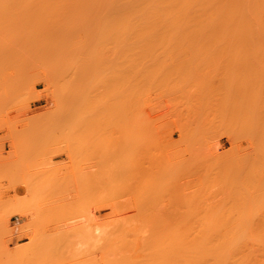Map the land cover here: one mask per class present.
<instances>
[{
	"label": "rangeland",
	"instance_id": "obj_1",
	"mask_svg": "<svg viewBox=\"0 0 264 264\" xmlns=\"http://www.w3.org/2000/svg\"><path fill=\"white\" fill-rule=\"evenodd\" d=\"M61 1L0 0V264H111L110 262L113 261H115L113 264H117L116 262L118 264L126 262H128L127 264H142L144 261L139 263L142 258L139 261L137 257L135 261L131 258L132 256L128 257L124 253H116L114 246L116 236L119 238L127 237L132 222L133 224H138V226L141 223V225L146 224L142 226V229H144L143 231L148 230L147 232L149 233L150 229H146V227H149L150 223L154 226L157 223L155 221L160 217H162L160 218L161 221L163 219L164 222V218L167 216L166 219H168L171 212L173 217L170 215V221L165 220L167 224L178 222V220L180 222L181 215L183 217L187 215L188 218L191 217L197 220L196 216L198 215L196 214L200 212V216L203 218V213L210 212L211 210L210 213H213L223 208L233 210L229 213L230 215L232 214L231 216L235 215V219L236 215H238L237 211L239 213L243 212H240V209L246 210L252 208L258 211H256L257 215L254 214L256 216L254 220L262 222L264 218V211L262 212L264 210V175L262 174L264 169L257 170L258 172L250 171L251 168L252 170L256 169V166L252 164L255 155L251 158L252 154L259 152L261 150L260 146L261 148L262 146L264 147V141L262 140V137L264 139V135H262L264 134V129H259L257 126L262 119L264 121V116L262 115L261 117L260 115V109L264 112V57H257L255 54L262 51L257 49H244V51L239 48L193 49L177 47L174 49L164 47L135 48V50L133 48L130 50L129 48H117L118 50H116L114 48V40H111L113 38L112 29L108 27L111 26L110 16L107 17L105 14L106 18L101 14V18L97 19L92 13L96 5L91 10L92 5L87 2V4L82 3L83 0ZM94 3L98 7V2L96 3L95 1ZM78 4H83V7H80L83 8V10H80L81 13L83 11L82 14L77 11L79 9L76 8ZM85 5H90V7ZM74 8H76L77 12ZM100 9L101 6L99 4ZM86 10L92 16L88 14L89 17H87ZM99 10V14L96 11L98 18L103 9ZM102 16H104L103 19ZM102 21L106 24H103ZM95 22L102 27L101 30L100 27L97 28L98 25ZM7 26L10 27L8 28ZM104 26L108 28L105 29L103 28ZM101 31L109 32V35L106 34V36ZM110 49L111 51H108ZM140 50L142 53L139 52ZM171 52L176 53L173 55ZM224 52L226 55L223 54ZM129 53L131 54L129 55ZM127 58L130 59L128 60ZM84 61L86 62L84 63ZM111 63H114L113 66ZM78 66L80 67L78 68ZM81 66L85 67V70ZM131 73L134 76V83L132 82L133 80H130ZM108 76L112 77L109 79ZM75 77L77 78L75 79ZM120 77L121 81L123 80L122 82L119 80ZM187 77L188 79H186ZM126 78L127 83L125 82ZM130 82L134 85H132V89L130 88ZM129 89L133 93L129 92L130 96L127 92ZM111 91L113 95H111ZM115 91L118 92L115 93ZM124 91L127 93H124ZM120 94L122 96L127 94L128 98L127 96L122 98ZM118 97L120 99H117V101L116 98ZM135 97L138 98L136 99ZM74 100H78L76 104ZM196 101H199V103H195ZM191 106H193V109ZM213 106L216 107L214 108L215 110L212 108ZM198 107H200V110L198 109L196 111L197 115H194L191 110L194 112V109ZM105 108L111 109L105 110ZM83 109H86V112ZM92 109H94V115ZM210 110L214 112V116ZM249 110L250 113L248 112ZM84 112L85 114L83 115L87 118L82 119L83 121L80 122L81 118H84L81 116ZM139 112H141L140 115ZM245 112L246 114L244 115L243 113ZM86 113L88 114L86 115ZM112 114H116L114 115L115 117ZM206 114L210 115V117H206ZM243 115L245 120L249 116L250 118L252 116V119H248L250 122L244 121ZM246 115H248L247 118ZM110 116H113V119ZM137 116L142 117V119ZM194 118L195 120L193 121ZM206 118H211L212 120L208 121ZM136 121L137 123H135ZM112 122L116 123V125ZM246 122H249V125ZM134 126H136L135 129L133 128ZM258 129L262 132L259 131V133ZM132 130H135L133 134L130 133ZM111 131L114 134L119 132L115 134L119 139L115 135L113 136ZM119 134L120 136H117ZM134 134L137 137L133 138ZM139 135L142 136L140 137ZM83 137L89 139V142ZM129 137L135 140H132V144ZM93 138L94 141L92 140ZM84 139L88 143L87 150L86 146H84L86 144ZM125 141L130 142L126 143ZM83 142L84 144H82ZM116 145H118L117 149ZM131 145H133V149H131ZM127 146H130V152ZM119 148L120 150L118 151ZM114 149L116 150L113 151ZM138 149H141V153L143 150V157ZM232 150H235V152ZM131 151L133 154H130ZM224 153H227L228 156H224ZM110 154L118 156L113 157ZM241 154L242 157L245 155L248 159L247 162H244L246 158L243 160L241 157L240 160ZM220 155L223 158L225 157L224 162H221ZM139 156L142 159L146 156L143 159L144 161L140 157L139 161L142 160L143 163L138 162L134 158L139 159ZM236 158L239 160V164ZM249 158L250 160L253 159L252 163H250L251 161L249 162ZM147 161L149 163H146ZM240 162H244L241 163L242 165H246L249 162V167L248 165L246 167H251L249 173L252 174L250 175L247 172V168L245 172L249 175L246 177L245 174V178L239 175L240 178L238 176L234 181V176L236 177L238 174L244 175L242 174L244 172L240 170L242 172L240 173L239 169L237 170L239 165L242 166ZM152 163L156 165L149 168ZM146 164H149V166ZM205 164L207 166H204ZM141 165L143 166L141 167ZM244 165L243 167H245ZM235 167L236 171L233 169ZM153 168H159L158 171L156 170L157 173H155H160V176L157 175L159 176L158 179L154 177L156 175L152 172ZM103 169H105V172L102 171ZM150 169H152L151 174H149ZM202 170L203 175L201 174ZM232 170L234 171L232 172L233 174H238H234V176L230 175ZM131 171H136V173H139L137 174L139 176L135 175L136 173L133 174ZM212 173L215 175H212ZM126 174L128 175L125 176ZM129 174H133V176ZM255 174L258 176V179L255 178ZM145 175L147 177L150 176L148 177L149 179ZM202 177L206 183L201 179ZM100 178H103V183ZM105 178L107 182H105ZM114 178H117V180ZM150 178L153 179L150 181ZM132 179L133 181L135 179V182H132ZM141 179L148 180L149 182L144 180V183H142ZM139 180L140 182H138ZM220 180L225 181V184L224 182L221 184ZM129 182L132 185H129ZM150 182L151 185H149ZM138 183L140 187H138ZM147 183L153 189L152 191L150 188L146 189L148 186L145 187V184L147 185ZM258 183L259 186L257 185ZM219 184L220 187L218 188ZM246 185L248 187L245 188ZM254 185L256 188H254ZM128 186H132V188ZM126 187L127 189L130 188L131 191L130 189L127 190ZM154 187H156L155 191ZM259 187L263 189L261 190ZM135 188L140 190L136 189L135 191ZM253 188L256 189V192ZM115 190H117V194L125 190V195L121 192L119 197L115 193ZM132 190L134 191L132 192ZM147 190L150 191L148 192ZM206 190L210 191L209 199L208 196H205L208 195V191L205 192ZM127 191L129 192L128 194L126 193ZM143 191L146 193V197ZM107 192H109V195ZM252 192L255 193L253 194ZM258 192L260 193L258 194ZM138 193H143L142 195L145 197V200L150 196L149 200L144 203V197ZM135 195H140V197L138 198ZM116 196L118 197L117 200ZM128 196H131L132 201L129 200ZM156 196L158 197L156 198ZM112 197H115L114 200ZM102 199L103 201H100ZM121 199H124L122 201L124 203L128 200L131 201L129 203L134 205V207L126 202L128 204L126 207L121 203L123 205L121 207L125 208H119L121 202L119 200ZM152 199L153 201H151ZM240 199H242V202H240ZM180 200L182 202H179ZM255 200H258V204ZM159 201L166 202V205L164 202ZM196 201L198 203L202 202L198 206ZM260 201L263 203L262 206L259 205L261 204ZM142 202L144 204H141ZM107 203L108 205L110 203V205L107 206ZM116 203L119 204L116 205ZM138 203L142 208L145 206V209L142 210ZM169 203L176 208L173 209L174 207L170 206ZM214 204L219 205L215 207ZM164 205L168 208H164ZM182 205L184 207H180ZM244 205L246 206L244 207ZM117 206L118 209H115ZM146 206L153 208L152 210L150 209L151 213H146V209H148ZM259 206L263 208H260V210ZM112 208L115 211L112 210L111 213ZM166 208L168 213L166 212ZM181 210L184 212H181ZM136 211L140 214L135 213ZM157 211L159 212L157 213ZM135 214L139 215L138 218H136L137 215L135 217ZM163 214L166 216L164 217ZM128 215H131L129 217L130 220L125 221ZM207 215L203 219L201 218V221L210 216ZM117 216L121 217L120 219L123 221L119 220ZM113 218L116 221L112 220ZM145 218L146 221L144 220ZM149 218L154 222L147 221ZM191 218L186 223H189L192 220ZM139 220H144V222H140ZM184 220L182 219V221ZM198 220H200V217ZM159 222L160 220L157 224ZM104 224L105 229H103ZM109 224L113 228L116 227V230ZM124 226L127 228V231L124 229L125 231L123 232L122 228ZM122 233L125 234L123 235ZM112 237L115 238L113 239ZM112 241L114 244H112ZM106 248L109 249L107 250L108 253L105 252ZM105 254L108 255L104 257ZM109 254L113 255L109 256ZM147 257L146 260L149 258ZM158 259L160 258L158 257ZM146 260L144 264H146ZM147 264H149L148 261Z\"/></svg>",
	"mask_w": 264,
	"mask_h": 264
},
{
	"label": "bare ground",
	"instance_id": "obj_2",
	"mask_svg": "<svg viewBox=\"0 0 264 264\" xmlns=\"http://www.w3.org/2000/svg\"><path fill=\"white\" fill-rule=\"evenodd\" d=\"M52 1V0H51ZM54 1V0H53ZM56 1V0H55ZM61 1V0H60ZM76 1V0H75ZM79 1V0H78ZM80 1H82V0H80ZM96 1V3L98 2V7H97V4H95L94 2ZM102 2V3H100V2ZM48 2V1H47ZM62 2V1H61ZM69 2V1H68ZM90 3V5H92L91 6V10L93 9V7L95 8V10H94V12H93V10H92V13L94 14L93 16H95L97 19H100L101 18V14H103L104 16H105V14L107 15V17H109L110 16V18H111V26H108V27H111V29H112V33H113V38L111 39V40H114V44H115V47L114 48H116V50H118L117 48H129V50L131 49V48H133L134 50H135V48H153V47H164V48H193V49H196V48H239V49H242V50H244V49H257V50H260V51H262V52H256L255 54L257 55V57H260V56H263L264 57V0H83L82 1V3ZM91 2H92V4H91ZM70 3H72V2H70ZM76 3V2H75ZM78 3V2H77ZM86 3V4H87ZM103 3H105V4H103ZM49 4V3H48ZM94 4V5H93ZM99 4H100V6H101V9H103V11L100 13V17L98 18V15L97 14H99V12H98V10H99ZM9 5V4H8ZM32 5V4H31ZM38 5H40V4H38ZM90 5L88 6V5H85V6H88V7H90ZM102 5H104L103 7H102ZM37 6V5H36ZM35 6V7H36ZM48 6V5H47ZM62 6V5H61ZM72 6V5H71ZM70 6V7H71ZM74 6H76L75 4H74ZM83 7V4L82 5H79L78 4V6L76 7V8H79V9H77V11H79V13L80 14H82L83 13V11H82V13H81V11L80 10H83V8H80V7ZM45 7V6H44ZM96 7H97V9H96ZM76 8H74L75 9V11H76ZM87 8V7H86ZM38 9V8H37ZM50 9H51V6H50ZM71 9V8H70ZM90 9V8H89ZM101 9L99 10V11H101ZM9 10V9H8ZM44 10V9H43ZM62 10V9H61ZM87 10H88V8H87ZM87 10H86V15H90V16H92V14H90V12L89 13H87ZM32 11V10H31ZM76 11V12H77ZM96 11L98 12L97 14H96ZM70 13H71V11H70ZM75 13V12H74ZM49 14V13H48ZM62 15V14H61ZM72 15V14H71ZM75 15V14H74ZM85 15V16H86ZM89 15L87 16V17H89ZM81 16V15H80ZM104 16H102V19H103V17ZM106 17V16H105ZM106 17V18H107ZM96 19V20H97ZM107 20H109V19H107ZM99 21H101V20H99ZM104 21V20H103ZM102 21V22H103ZM98 22V21H97ZM101 23V22H100ZM99 23V24H100ZM8 24H9V22H8ZM12 24V23H11ZM15 24V23H14ZM95 24H96V22H95ZM102 24V23H101ZM103 24H106V23H104L103 22ZM102 24V25H103ZM96 25H98V23L96 24ZM109 25H110V23H109ZM8 27V26H7ZM10 27V26H9ZM8 27V28H9ZM19 27V26H18ZM98 27H100L99 25L97 26V28ZM107 26H106V28H108ZM101 28L102 27H100V30H101ZM103 28H105V26L103 27ZM105 28V29H106ZM102 32V31H101ZM102 33H104L105 35L106 34H108V33H106V31H104V32H102ZM103 35V34H102ZM109 35V34H108ZM107 36V35H106ZM105 37V36H104ZM103 38V37H102ZM110 38V37H109ZM103 39H105V38H103ZM110 39H109V41H111ZM107 41V40H106ZM110 44V43H109ZM107 47H108V45H107ZM107 47H105V48H107ZM108 49V48H107ZM132 49V50H133ZM126 50V49H125ZM133 50V51H134ZM168 50V49H167ZM184 50V49H183ZM190 50V49H189ZM204 50V49H203ZM108 51H111V49L110 50H108ZM114 51V50H113ZM120 51V50H119ZM142 51H144V50H142ZM245 51V50H244ZM114 52H117V51H114ZM114 52H113V54H114ZM121 52V51H120ZM123 52H124V50H123ZM130 52V51H129ZM132 52V51H131ZM137 52H138V50H137ZM139 52H141V50L139 51ZM111 54H112V52H110ZM125 53V52H124ZM142 53V52H141ZM163 53H164V51H163ZM172 53V52H171ZM174 53H176V52H174ZM174 53H172L173 55H174ZM186 53V52H185ZM190 53V52H189ZM197 53V52H196ZM195 53V54H196ZM200 53V52H199ZM232 53V52H231ZM238 53V52H237ZM249 53V52H248ZM248 53H246V54H248ZM116 54V53H115ZM131 53H129V55H130ZM183 54H184V52H183ZM223 54H225V52L223 53ZM230 54V53H229ZM254 54V55H255ZM119 55V54H118ZM122 55V54H121ZM127 55H128V51H127ZM140 55H142V54H140ZM148 55H150V54H148ZM160 55V54H159ZM172 55V56H173ZM203 55V54H202ZM226 55V54H225ZM232 55H234V54H232ZM251 55H252V53H251ZM256 55H255V57H256ZM83 56V55H82ZM131 56H133V55H131ZM135 56V55H134ZM147 56V55H146ZM155 56V55H154ZM176 56V55H175ZM178 56V55H177ZM195 56V55H194ZM241 56H242V53H241ZM244 56V55H243ZM141 57V56H140ZM145 57V56H144ZM157 57H159V56H157ZM163 57H164V55H163ZM174 57V56H173ZM80 58H81V56H80ZM115 58V57H114ZM116 58H117V55H116ZM115 58V59H116ZM135 58V57H134ZM82 59V58H81ZM80 59V60H81ZM109 59V58H108ZM111 59V58H110ZM128 59V58H127ZM130 59V58H129ZM128 59V60H129ZM79 60V61H80ZM118 60H119V58H118ZM111 61V60H110ZM137 61V60H136ZM81 62V61H80ZM86 61H84V63H85ZM112 62V61H111ZM116 62H117V60H116ZM116 62H114V63H116ZM128 62H130V61H128ZM133 62V61H132ZM110 63V62H109ZM113 63V64H114ZM118 63H120V62H118ZM123 63V62H122ZM81 64H82V62H81ZM112 64V63H111ZM113 64H112V66H113ZM129 64H131V62L129 63ZM135 64V63H134ZM108 65V64H107ZM139 65V64H138ZM116 66V65H115ZM119 66V65H118ZM80 66H78V68H79ZM122 67H124L123 65H122ZM77 68V67H76ZM81 68H83L82 66H81ZM85 68V67H84ZM83 68V69H84ZM116 68H117V66H116ZM85 70V69H84ZM122 70V69H121ZM120 70V71H121ZM111 71V70H110ZM123 71V70H122ZM130 71V70H129ZM74 72V71H73ZM82 72V71H81ZM114 72V71H113ZM123 72H125V71H123ZM196 72V71H195ZM195 72H193V73H195ZM115 73V72H114ZM140 73V72H139ZM200 73V72H199ZM75 74V73H74ZM79 74V73H78ZM77 74V75H78ZM127 74V73H126ZM125 74V75H126ZM141 74V73H140ZM121 75V74H120ZM147 75V74H146ZM195 75V74H194ZM201 75V74H200ZM199 75V76H200ZM75 76V75H74ZM80 76V75H79ZM131 77H130V80H133L134 79V76H133V74L131 73V75H130ZM133 76V77H132ZM112 76H108V78L110 79ZM143 77H144V75H143ZM195 77V76H194ZM77 77H75V79H76ZM115 78H116V75H115ZM114 78V79H115ZM132 78V79H131ZM140 78V77H139ZM147 78V77H146ZM182 78V77H181ZM71 79V78H70ZM74 79V80H75ZM79 79V78H78ZM123 79V78H122ZM186 79H188V77L186 78ZM185 79V80H186ZM117 80V79H116ZM119 80L121 81V77L119 78ZM125 80V79H124ZM136 80V79H135ZM141 80H144V79H141ZM196 80V79H195ZM112 81V80H111ZM123 81V80H122ZM121 81V82H122ZM106 82V81H105ZM115 82V81H114ZM116 82H118V81H116ZM125 82L127 83V78H126V80H125ZM133 83H134V80L132 81ZM131 83V82H130ZM141 83V82H140ZM139 83V84H140ZM186 83V82H185ZM79 84V83H78ZM138 84V83H137ZM187 84V83H186ZM106 85H108V84H106ZM112 85V84H111ZM128 85H129V83H128ZM128 85H127V87H128ZM133 84L131 83L130 84V88L132 89V87L134 86H132ZM142 85V84H141ZM185 85V84H184ZM184 85H183V88H184ZM72 86H74L73 84H72ZM79 86V85H78ZM118 86V85H117ZM116 86V87H117ZM139 86V85H138ZM180 86V85H179ZM72 88V87H71ZM70 88V89H71ZM75 88V87H74ZM118 88V87H117ZM123 88V87H122ZM126 88V87H125ZM124 88V89H125ZM136 88H137V86H136ZM76 89H78V88H76ZM110 89H112L111 87H110ZM74 90V89H73ZM109 90V89H108ZM122 90V89H121ZM86 91V90H85ZM107 91V90H106ZM114 91V90H113ZM133 91V90H132ZM139 91V90H138ZM181 91V90H180ZM76 92V91H75ZM118 92V91H117ZM116 91H115V93H117ZM127 92H128V95H129V92H130V89H129V91L127 90ZM126 91H124V93H127ZM189 92V91H188ZM73 93V92H72ZM71 93V94H72ZM78 93H79V91H78ZM85 93V92H84ZM113 92L111 91V95H113L112 94ZM131 93V92H130ZM122 94V93H121ZM120 94V97L122 96ZM131 94H133V93H131ZM139 94V93H138ZM74 95H76V94H74ZM78 95V94H77ZM105 95V94H104ZM108 95H110V94H108ZM179 95H180V93H179ZM114 96H115V94H114ZM125 96H127V94H125L124 96H122V98H125ZM130 96V95H129ZM132 96V95H131ZM185 96V95H184ZM188 96V95H187ZM72 97V96H71ZM71 97H70V99H71ZM74 97V96H73ZM140 97V96H139ZM181 97V96H180ZM186 97V96H185ZM184 97V98H185ZM75 98V97H74ZM74 98H72V99H74ZM81 98V97H80ZM107 98V97H106ZM121 98V99H122ZM127 98H128V96H127ZM136 98V97H135ZM138 98V97H137ZM136 98V99H137ZM183 98V99H184ZM263 98V97H262ZM261 98V99H262ZM76 99V98H75ZM99 99V98H98ZM101 99V98H100ZM115 99V98H114ZM117 99H120L119 97L118 98H116V100ZM132 99V98H131ZM187 99V98H186ZM83 100V99H82ZM84 100H86V99H84ZM109 100V99H108ZM75 101V100H74ZM76 101H78V100H76ZM76 101H75V104H76ZM103 101V100H102ZM106 101V100H105ZM114 101V100H113ZM118 101V100H117ZM127 101V100H126ZM131 101V100H130ZM138 101V100H137ZM139 101H140V98H139ZM181 101H182V98H181ZM186 101V100H185ZM262 101V100H261ZM115 102V101H114ZM133 102V101H132ZM135 102V101H134ZM142 102H144V101H142ZM184 102V101H183ZM199 103V101H196L195 103ZM74 103V102H73ZM81 103V102H80ZM83 103V102H82ZM85 103V102H84ZM106 103H107V101H106ZM117 103V102H116ZM116 103H115V105H116ZM124 103H126L125 101H124ZM182 103V102H181ZM185 103V102H184ZM183 103V104H184ZM192 103V102H191ZM191 103H189V104H191ZM224 103V102H223ZM137 104V103H136ZM141 104V103H140ZM139 104V105H140ZM226 104V103H225ZM72 105H74V104H72ZM79 105V104H78ZM94 105V104H93ZM104 105V104H103ZM121 105V104H120ZM125 105V104H124ZM127 105V104H126ZM133 105V104H132ZM138 105V106H139ZM142 105V104H141ZM182 105V104H181ZM228 105V104H227ZM109 106V105H108ZM129 106V105H128ZM137 106V105H136ZM145 106V105H144ZM194 106V105H193ZM193 106H191V108L193 107ZM198 106V105H197ZM202 106V105H201ZM222 106V105H221ZM224 106V105H223ZM261 106H263V105H261ZM110 107V106H109ZM120 107V106H119ZM132 107V106H131ZM195 107V106H194ZM82 108H85V107H82ZM113 108V107H112ZM130 108V107H129ZM133 108H134V106H133ZM145 108V107H144ZM213 109L214 108H216L215 106H213L212 107ZM251 108V107H250ZM261 108V107H260ZM102 109V108H101ZM103 109H104V107H103ZM108 109H111V108H105V110H108ZM120 109V108H119ZM132 109V108H131ZM138 109V108H137ZM136 109V110H137ZM193 109V108H192ZM200 110V107H198L197 109L195 108L194 110V112H193V110H191L192 111V113H194V115H197L196 114V111L197 110ZM212 109V110H213ZM223 109V108H222ZM84 110V109H83ZM86 110V109H85ZM84 110V111H85ZM94 109H92V111H93ZM98 110H100V109H98ZM113 110H115V109H113ZM122 110V109H121ZM133 110V109H132ZM144 110V109H143ZM215 110V109H214ZM218 110V109H217ZM221 110V109H220ZM226 110V109H225ZM88 111H89V109H88ZM87 111V112H88ZM91 111V110H90ZM91 111V112H92ZM189 111V110H188ZM190 111V112H191ZM202 111V110H201ZM211 111V110H210ZM219 111V110H218ZM260 111H261V117H262V115L264 116V112L262 111V109H260ZM83 112V111H82ZM86 112V111H85ZM85 112L84 113H82V117H84L85 115H83V114H85ZM91 112H88V113H91ZM103 112V111H102ZM109 112V111H108ZM108 112H107V114H108ZM117 112H118V109H117ZM138 112V111H137ZM136 112V113H137ZM203 112V111H202ZM209 112V111H208ZM211 112H213V111H211ZM220 112V111H219ZM249 113H250V110L248 111ZM263 112V113H262ZM88 113H86V115L88 114ZM114 113V112H113ZM123 113V112H122ZM126 113H127V111H126ZM130 113V112H129ZM140 113L141 112H139V115H140ZM143 113V112H142ZM191 113V114H192ZM198 114H200L199 112H197ZM207 113V112H206ZM217 113V112H216ZM215 113V114H216ZM95 113H94V111H93V115H94ZM98 114V113H97ZM125 114V113H124ZM124 114H122V115H124ZM205 114V113H204ZM212 114V113H211ZM218 114V113H217ZM221 114V113H220ZM219 114V115H220ZM244 115L246 114V112L245 113H243ZM92 115V114H91ZM105 115V114H104ZM103 115V116H104ZM113 115V114H112ZM114 115H116V114H114ZM113 115V116H114ZM130 115V114H129ZM129 115H127V116H129ZM137 115V114H136ZM190 115V114H189ZM201 115V114H200ZM213 116H214V112H213V114H212ZM244 115H243V119H244V121H249L248 119L250 118V116H249V118H247L248 117V115H246V120H245V118H244ZM89 116V115H88ZM113 116L111 117L112 119H113ZM143 116V115H142ZM208 116V114H206V117ZM228 116V115H227ZM238 116V115H237ZM115 117V116H114ZM120 117V116H119ZM138 118H140V116H137ZM198 118H199V116H197ZM208 117H210V115L208 116ZM219 117V116H218ZM223 117V116H222ZM226 117V116H225ZM233 117V116H232ZM240 117V116H239ZM85 118H87V117H84V118H81V121L80 122H82L83 120L82 119H85ZM90 118H91V116H90ZM106 118V117H105ZM137 118V119H138ZM212 118V117H211ZM210 118V119H211ZM229 118V117H228ZM110 119V118H109ZM134 119H136L135 117H134ZM140 119H142V117L140 118ZM139 119V120H140ZM206 119H208V118H206ZM210 119H208V121H211ZM218 119V118H217ZM235 119V118H234ZM233 119V120H234ZM250 119H252V116H251V118ZM108 120V119H107ZM127 120V119H126ZM125 120V121H126ZM195 120V118L193 119V121ZM197 120V119H196ZM227 120V119H226ZM237 120V119H236ZM90 121V120H89ZM94 121V120H93ZM114 121V120H113ZM130 121V120H129ZM204 121V120H203ZM216 121V120H215ZM214 121V122H215ZM218 121V120H217ZM220 121V120H219ZM229 121H230V119H229ZM86 122V121H85ZM84 122V123H85ZM128 122V121H127ZM196 123H197V121H195ZM223 122V121H222ZM250 122V121H249ZM248 122V123H249ZM87 123V122H86ZM112 123H114V122H112ZM131 123V122H130ZM135 123H137V121L135 122ZM237 123V122H236ZM247 123V122H246ZM247 123V125H249ZM82 124V123H81ZM89 124V123H88ZM115 125H116V123H114ZM127 125V124H126ZM130 125V124H129ZM144 125V124H143ZM197 125V124H196ZM226 125V124H225ZM254 125V124H253ZM84 126V125H83ZM106 126H108V125H106ZM121 126V125H120ZM131 126H133L132 124H131ZM234 126H236V125H234ZM257 126H258V128L259 129H264V121H263V119H262V121H260L258 124H257ZM90 127V126H89ZM109 127V126H108ZM138 127H140V126H138ZM250 127V126H249ZM252 127V126H251ZM256 127V126H255ZM88 128V127H87ZM110 128V127H109ZM108 128V129H109ZM123 128V127H122ZM129 128H131V127H129ZM134 129L136 128V126H134L133 127ZM254 128V127H253ZM113 129H114V127H113ZM117 129V128H116ZM244 129V128H243ZM258 129V132L259 131H261V130H259ZM110 130V129H109ZM112 130V129H111ZM120 130V129H119ZM138 130V129H137ZM142 130V129H141ZM117 131V130H116ZM127 131V130H126ZM133 131H135V130H132L130 133H132L133 134ZM112 132V131H111ZM113 132H114V130H113ZM112 132V134H113V136L116 134V133H119V132H116L115 134ZM124 132V131H123ZM129 132H127V133H129ZM184 132V131H183ZM262 132V131H261ZM89 133V132H88ZM105 133V132H104ZM125 133V132H124ZM185 133H186V131H185ZM260 133V132H259ZM98 134V133H97ZM121 134H122V132H121ZM258 134V133H257ZM89 135V134H88ZM111 135V134H110ZM126 135H129V134H126ZM138 135V134H137ZM255 135V134H254ZM262 135H264V134H262ZM262 135L260 134V136L262 137ZM91 136H93V135H91ZM90 136V137H91ZM102 136V135H101ZM117 136H120V134L119 135H117ZM123 136V135H122ZM140 136V135H139ZM142 136V135H141ZM140 136V137H141ZM115 137H116V135H115ZM133 138L134 137H137V136H135V134L132 136ZM131 137V138H132ZM258 137H259V135H258ZM83 138H85V137H83ZM89 138V137H88ZM92 138V137H91ZM90 138V139H91ZM117 138V137H116ZM133 138L132 139H130V137H129V139L131 140V144H132V142L133 141H135V140H133ZM254 138H255V136H254ZM82 139V138H81ZM85 139H87V138H85ZM85 139H84V141H85ZM102 139V138H101ZM111 139H112V137H111ZM117 139H119V138H117ZM117 139H116V141H117ZM260 139V138H259ZM259 139H258V142H259ZM93 141H94V138L92 139ZM103 140V139H102ZM120 140H121V137H120ZM128 140V139H127ZM133 140V141H132ZM141 140H142V138H141ZM255 140V139H254ZM262 140L264 141V139H263V137H262ZM87 141L89 142V139H87ZM87 141H85V143L86 144H84V142L82 143V144H84V146H86V150H87ZM137 141H138V139H137ZM121 142V141H120ZM126 143H128V142H130V141H125ZM260 142H261V140H260ZM103 143V142H102ZM106 143V142H105ZM104 143V144H105ZM118 143V142H117ZM135 143V142H134ZM142 143V142H141ZM252 143H253V141H252ZM252 143H251V145H252ZM256 143V142H255ZM108 144H109V142H108ZM112 144V143H111ZM136 144V143H135ZM260 144V143H259ZM258 144V145H259ZM263 144V143H262ZM110 145V144H109ZM113 145V144H112ZM127 145V144H126ZM130 145V144H129ZM139 145V144H138ZM95 146H97V145H95ZM107 146V145H106ZM105 146V147H106ZM117 146L118 145H116V149H117ZM120 146V145H119ZM140 146V145H139ZM113 147V146H112ZM124 147H126V146H124ZM128 147V146H127ZM130 147V146H129ZM129 147H128V149H129ZM131 149H133V145H131ZM138 147V146H137ZM121 148H123V147H121ZM139 148V147H138ZM141 148V147H140ZM264 147L262 146V148H261V146H260V151L259 152H254V154H252V157L250 156V155H248L249 157H251V158H253V156H254V161H253V159H251L250 160V158H249V162L250 163H252V161H253V165L254 166H256L255 168L256 169H253L252 170V168L250 169V168H248L249 167V165L248 164H250L249 162L246 164V165H248V167H246V165H244L245 167H243V165L241 164V163H244V162H247V158L245 157V155L242 157V154H241V156H240V160H241V157H242V159L244 160V158H246V161H244V162H240V164L242 165V166H240L239 165V168L237 167V170L239 169V171L241 170L242 172H244V173H242L241 171H240V173H242V174H244V175H241V174H238V173H234L235 175H237L236 177L234 176V174L232 173V172H234L233 170L231 171V173H230V175H232V176H234V181H235V178H237L239 175L240 176H244V178H245V174H246V170H247V168H248V173H249V169H250V171H257V170H260V169H264V149H263ZM103 149V148H102ZM116 149H114L113 151H115ZM142 149V148H141ZM141 149H138L139 150V152L141 153ZM144 149V148H143ZM120 150V148L118 149V151ZM134 150H135V148H134ZM133 150V151H134ZM232 151H234L235 152V150H232ZM104 152V151H103ZM125 152H127V150H125ZM129 152H130V149H129ZM138 152V151H137ZM221 152V151H220ZM252 152V151H251ZM105 153V152H104ZM117 153V152H116ZM143 150H142V157H143ZM233 153V152H232ZM89 154V153H88ZM106 154V153H105ZM119 154H120V152H119ZM126 154H128V153H126ZM130 154H133L132 153V151H131V153ZM129 154V155H130ZM136 154H138V153H136ZM225 154V153H224ZM251 154V153H250ZM111 156H118V155H113V154H110ZM109 155V156H110ZM218 155H219V153H218ZM228 156V154L226 153L224 156ZM104 156V155H103ZM105 156H107V155H105ZM123 156H125L124 154H123ZM122 156V158H124ZM141 156H139V159L138 158H136V157H134L135 159H137L138 160V162H141V163H143L142 162V160L146 157H144L143 159H142V157ZM217 156V155H216ZM221 156V155H220ZM237 156V155H236ZM112 157V158H113ZM120 158H121V156H119ZM131 157V156H130ZM140 157H141V161H139L140 160ZM110 158V157H109ZM111 158V159H112ZM126 158V157H125ZM133 158V159H134ZM218 158V157H217ZM226 158H228V157H226ZM238 158V157H237ZM236 158V159H237ZM105 159H107V157H105ZM104 159V160H105ZM114 159V158H113ZM118 159V158H117ZM221 159L223 160H221V162H224V159H225V157L223 158V156H221ZM233 159H235L234 157H233ZM239 159V158H238ZM237 159V160H238ZM108 160V159H107ZM110 160V159H109ZM119 160H121V159H119ZM147 160V159H146ZM242 160V161H243ZM102 161H103V159H102ZM106 161V160H105ZM133 161V160H132ZM144 161V160H143ZM212 161V160H211ZM232 161V160H231ZM114 162V161H113ZM123 162V161H122ZM126 162V161H125ZM137 162V161H136ZM137 162V163H138ZM151 162V161H150ZM230 162V161H229ZM102 163V162H101ZM120 163V162H119ZM127 163V162H126ZM126 163H125V165H126ZM146 163H149V161H147ZM238 164H239V160H238V162H237ZM255 163V164H254ZM99 164H100V162H99ZM98 164V165H99ZM103 164V163H102ZM106 164V163H105ZM111 164H112V162H111ZM136 164V163H135ZM134 164V165H135ZM138 164H140V163H138ZM138 164H136V165H138ZM144 164H145V162H144ZM174 164V163H173ZM214 164V163H213ZM223 164V163H222ZM225 164H227V163H225ZM237 164V165H238ZM101 165V164H100ZM120 165H121V163H120ZM147 165V164H146ZM151 165V164H150ZM156 165V164H155ZM154 165V163H152V165L151 166H149V164L147 165V166H149V168L151 167H154L155 166ZM216 165V164H215ZM224 165V164H223ZM236 165V166H237ZM113 166V165H112ZM119 166V165H118ZM131 166V165H130ZM143 165H141V167H142ZM160 166H161V164H160ZM163 166V165H162ZM204 166H207L206 164L204 165ZM101 167H103V166H101ZM107 167H109V166H107ZM159 167V166H158ZM210 167V166H209ZM224 167V166H223ZM244 169H243V168ZM99 168H100V166H99ZM120 168V167H119ZM132 168V167H131ZM161 168V167H160ZM125 169V168H124ZM147 169V168H146ZM146 169H145V171H146ZM159 169V168H158ZM158 169L157 168H153V174L154 175H156V176H154V177H157V179H158V177L160 176V173H158V174H155V173H157V171H158ZM204 169V168H203ZM210 169V168H209ZM208 169V170H209ZM222 169V168H221ZM235 171H236V167L235 168H233ZM101 170V169H100ZM105 169H103L102 171H104ZM128 170V169H127ZM126 170V171H127ZM136 170V169H135ZM151 170L152 169H150V173L149 174H151ZM155 170V171H154ZM157 170V171H156ZM201 170V169H200ZM199 170V171H200ZM107 171V170H106ZM134 171V170H133ZM133 171H131L133 174L134 173H136V171L135 172H133ZM138 171V170H137ZM210 171V170H209ZM226 171V170H225ZM263 171V170H262ZM105 172V171H104ZM112 172V171H111ZM130 172V173H131ZM143 172V171H142ZM168 172V171H167ZM238 172V171H237ZM258 172V171H257ZM115 173H116V171H115ZM119 173H121V172H119ZM125 173V172H124ZM127 173V172H126ZM207 173V172H206ZM260 173H261V171H260ZM100 174H102V173H100ZM133 174H129V175H132L133 176ZM137 174H139V173H136L135 175H137ZM146 174H148V173H146ZM201 174L203 175V170L201 171ZM204 174H205V172H204ZM224 174V173H223ZM250 174V173H249ZM249 174H246V177L249 175ZM252 174V173H251ZM250 174V175H251ZM263 175H264V171H263V173H262ZM84 175H85V173H84ZM83 175V176H84ZM113 175V174H112ZM118 175H120V174H118ZM117 175V176H118ZM128 174H126L125 176H127ZM157 175H159V176H157ZM201 175V176H202ZM212 175H215V174H213L212 173ZM256 175V174H255ZM82 176V177H83ZM116 176V175H115ZM115 176H113V177H115ZM125 176H124V178H125ZM137 176H139V175H137ZM137 176H135V177H137ZM146 176V175H145ZM211 176V175H210ZM217 176V175H216ZM240 176L238 177V178H240ZM87 177H88V175H87ZM113 177H111L112 179H113ZM122 177H123V175H122ZM129 177V176H128ZM147 177V176H146ZM148 177H150V176H148ZM147 177V178H148ZM153 177V178H154ZM219 177H220V175H219ZM222 177H223V175H222ZM258 176L256 175V177L255 178H257ZM89 178V177H88ZM104 178V177H103ZM103 178H100V180L102 179V183L104 182V180H103ZM118 178V177H117ZM117 178L115 179V180H117ZM121 178V177H120ZM132 178V177H131ZM134 178V177H133ZM141 178V177H140ZM153 178H150V181H151V179H153ZM197 178H199V177H197ZM233 178V177H232ZM243 178V177H242ZM96 179V178H95ZM99 179V178H98ZM127 179V178H126ZM125 179V180H126ZM139 179V178H138ZM146 179V178H145ZM145 179H141L143 182L142 183H144V180ZM149 179V178H148ZM155 179V178H154ZM202 180H203V177L201 178ZM213 179V178H212ZM218 179V178H217ZM227 179V178H226ZM230 179V178H229ZM258 179V178H257ZM256 179V180H257ZM85 180H86V177H85ZM107 180H109L108 178H107ZM127 180H129V179H127ZM137 180V179H136ZM166 180V179H165ZM198 180V179H197ZM201 180V181H202ZM219 180V179H218ZM223 180V179H222ZM253 180V179H252ZM82 181V180H81ZM111 181V180H110ZM114 181V180H113ZM119 181V180H118ZM146 181V180H145ZM148 181V180H147ZM146 181V182H147ZM204 181V180H203ZM206 181H207V179H206ZM213 181V180H212ZM216 181V180H215ZM221 181V180H220ZM255 181V180H254ZM258 181V180H257ZM105 182H107L106 181V178H105ZM125 182V181H124ZM132 182H135V179H134V181H133V179H132ZM138 182H140V180L138 181ZM149 182V181H148ZM205 182V181H204ZM210 182H211V180H210ZM222 182H224V184H225V181H221V184H223ZM227 182V181H226ZM244 182V181H243ZM253 182V181H252ZM256 182V181H255ZM87 183H89V181H87ZM100 183V182H99ZM115 183V182H114ZM122 183V182H121ZM120 183V184H121ZM125 183H127V182H125ZM155 183H157L156 181H155ZM206 183V182H205ZM215 183V182H214ZM220 183V182H219ZM231 183V182H230ZM237 183V182H236ZM245 183H246V181H245ZM251 183V182H250ZM260 183V182H259ZM259 183L257 184L258 186H259ZM107 184V183H106ZM108 184L109 185H111V183H109L108 182ZM108 184H107V187H108ZM117 184V183H116ZM136 184V183H135ZM135 184H134V186H135ZM139 184V183H138ZM152 184H153V182H152ZM207 184H209V183H207ZM212 184V183H211ZM218 184V183H217ZM235 184V183H234ZM238 184V183H237ZM97 185H98V183H97ZM97 185H96V187H97ZM101 185V184H100ZM104 185V184H103ZM102 185V186H103ZM125 185V184H124ZM129 185H132V183L130 184V182H129ZM149 185H151V182H150V184ZM149 185H148V183H147V185L145 184V187H147L146 189H148V188H150L149 187ZM155 185H157V184H155ZM210 185V184H209ZM227 185V184H226ZM247 185H248V183H247ZM245 186V188L246 187H248V186ZM252 185H253V183H252ZM83 186V185H82ZM90 186V185H89ZM104 186H106V185H104ZM114 186V185H113ZM118 186V185H117ZM142 186H143V184H142ZM152 186H154V185H152ZM214 186V185H213ZM235 186V185H234ZM237 186V185H236ZM251 186V185H250ZM255 186V185H254ZM264 186V185H263ZM93 187V186H92ZM111 187V186H110ZM128 187H131L132 188V186H128ZM136 187V186H135ZM138 187H140V184H139V186ZM187 187H189V186H187ZM220 187V184L218 185V188ZM228 187V186H227ZM90 188V187H89ZM95 188V187H94ZM93 188V189H94ZM99 188V187H98ZM102 188V187H101ZM113 188V187H112ZM118 188V187H117ZM155 188L156 187H154V191H155ZM186 188V187H185ZM184 188V189H185ZM191 188V187H190ZM212 188V187H211ZM216 188V187H215ZM215 188H214V190H215ZM235 188V187H234ZM238 188V187H237ZM243 188V187H242ZM254 188H256V186L254 187ZM253 188V189H254ZM260 189H261V187H259ZM95 189H97V188H95ZM104 189V188H103ZM124 188H123V186H122V190H123ZM126 189H127V187H126ZM125 189V190H126ZM128 189H130V188H128ZM127 189V190H128ZM136 189L137 188H135V191H136ZM151 189V188H150ZM183 189V190H184ZM217 189V188H216ZM229 189H231V188H229ZM249 189H251L252 190V188L251 187H249ZM263 189V188H262ZM261 189V190H262ZM109 190V189H108ZM112 190V189H111ZM119 190H121L120 188H119ZM124 190V191H125ZM137 190H140V189H137ZM153 189H151V191H152ZM186 190V189H185ZM191 190V189H190ZM197 190V189H196ZM195 190V191H196ZM211 190V189H210ZM213 190V191H214ZM218 190V189H217ZM216 190V191H217ZM225 190V189H224ZM239 190H241V189H239ZM247 190V189H246ZM255 190V192H256V189H254ZM93 191V190H92ZM96 191V190H95ZM99 191V190H98ZM103 191V190H102ZM122 192L124 195H125V192ZM130 191H131V189H130ZM134 190H132V192H133ZM148 192L150 191V190H147ZM198 191H200V190H198ZM208 190H206L205 192H207ZM237 191V190H236ZM235 191V192H236ZM248 191V190H247ZM257 191H258V187H257ZM117 192V190H115V193ZM120 192V191H119ZM121 192L119 193V194H121ZM186 192V191H185ZM212 192V191H211ZM220 192V191H219ZM218 192V193H219ZM223 192V191H222ZM225 192V191H224ZM249 192V191H248ZM254 192V193H255ZM100 193H101V191H100ZM103 193H105V192H103ZM127 194L129 193L128 191L126 192ZM143 193H144V191H143ZM143 193H138V194H141V196H143L142 194ZM151 193V192H150ZM153 193V192H152ZM183 193H184V191H183ZM188 193V192H187ZM198 193V192H197ZM196 193V194H197ZM209 193H210V191H208V195H205V196H208V199H209ZM253 193V192H252ZM253 193V194H254ZM260 192H258V194H259ZM264 193V192H263ZM106 194V193H105ZM107 194L109 195V192H107ZM114 194V193H113ZM117 194V193H116ZM119 194H117V196H119ZM122 194V195H123ZM136 194V193H135ZM145 194V197H146V193H144ZM196 194H194V195H196ZM206 194V193H205ZM223 194V193H222ZM225 194V193H224ZM242 194V193H241ZM245 194V193H244ZM184 195H186V194H184ZM211 195V194H210ZM233 195V194H232ZM239 195V194H238ZM237 195V196H238ZM104 196V195H103ZM107 196V195H106ZM105 196V197H106ZM113 196V195H112ZM116 196V200H117V197ZM127 196V195H126ZM136 196V195H135ZM178 196L180 197V195L178 194ZM182 196V195H181ZM213 196H214V194H213ZM213 196H211V197H213ZM224 196V195H223ZM226 196V195H225ZM229 196V195H228ZM245 196H248V195H245ZM104 197V198H105ZM108 197V196H107ZM106 197V198H107ZM120 197V196H119ZM122 197V196H121ZM129 197V196H128ZM131 197V196H130ZM129 197V198H130ZM136 197H140V195L138 196H136ZM144 197V196H143ZM142 197V198H143ZM145 197L143 198V202L145 203V202H147V200H149V198H150V196L149 197H147L146 199L147 200H145ZM158 196H156V198H157ZM182 197H184V196H182ZM215 197V196H214ZM217 197V196H216ZM219 197V196H218ZM114 198L115 197H112V199L114 200ZM123 198V197H122ZM127 198V197H126ZM129 198H127V199H129ZM155 198V197H154ZM174 198H176V197H174ZM191 198V197H190ZM194 198V197H193ZM224 198V197H223ZM251 198V197H250ZM110 199V198H109ZM111 199V200H112ZM126 199V200H127ZM177 199H179L178 197H177ZM200 199V198H199ZM207 199V200H208ZM211 199V198H210ZM213 199V198H212ZM219 199V198H218ZM228 199V198H227ZM260 199V198H259ZM105 200V199H104ZM108 200V199H107ZM106 200V201H107ZM112 200V201H113ZM124 200V199H123ZM122 199L121 200H119V201H121L120 202V206H119V208H125L128 204L126 203V202H131L132 200H131V198L129 199V200H131V201H125V203L124 202H122L123 201ZM155 200V199H154ZM182 200V199H181ZM179 201V202H182V201ZM197 200V199H196ZM217 200V199H216ZM221 200H222V198H221ZM241 201L240 202H242V199H240ZM248 200V199H247ZM247 200H246V202H247ZM263 200V199H262ZM100 201H103V199L102 200H100ZM139 201V200H138ZM151 201H153V199L151 200ZM156 201V200H155ZM165 201V200H164ZM163 201V202H164ZM170 201V200H169ZM203 201V200H202ZM201 201V202H202ZM212 201V200H211ZM210 201V202H211ZM236 201H237V199H236ZM256 201V200H255ZM258 201V200H257ZM256 201V202H257ZM111 202V201H110ZM114 202V201H113ZM116 202H118V201H116ZM141 203V204H144V203ZM159 202H162V201H159ZM158 202V203H159ZM162 202V203H163ZM172 202V201H171ZM188 202V201H187ZM197 202V201H196ZM200 202V203H201ZM216 202H218V201H216ZM222 202V201H221ZM220 202V203H221ZM239 202V203H240ZM262 201H260V203H261ZM121 203L125 206V207H121V206H123V205H121ZM166 202H164V204H165ZM184 203V202H183ZM189 203V202H188ZM198 203V202H197ZM200 203H198V206L200 205ZM215 203V202H214ZM232 203H234V202H232ZM263 203H264V201H263ZM263 203H261V204H259L260 206H262V204ZM117 204H119V203H116V205ZM130 205H132L131 203H129ZM170 204V206H172L171 205V203H169ZM173 204V203H172ZM184 204H186V203H184ZM189 204H191V203H189ZM195 204V203H194ZM227 204V203H226ZM243 204H245V203H243ZM257 204H258V202H257ZM109 205H110V203H109ZM108 205V203H107V206H109ZM115 205V206H116ZM138 205L140 206V204L138 203ZM159 205V204H158ZM166 205V204H165ZM164 205V208L165 207H167V206H165ZM168 205V204H167ZM216 205H219V204H216ZM216 205L214 204V206L216 207ZM228 205V204H227ZM264 205V204H263ZM105 206V205H104ZM133 207H134V205H132ZM162 206V205H161ZM169 205H168V207H170ZM202 206V205H201ZM213 206V207H214ZM232 206V205H231ZM246 205H244V207H245ZM250 206V205H249ZM254 206V205H253ZM259 206V209L260 208H263V207H260ZM102 207V206H101ZM113 207V206H112ZM131 207V206H130ZM133 207H131V208H133ZM147 207V206H146ZM150 207H152V206H150ZM156 207V206H155ZM167 207V208H168ZM172 207H174V206H172ZM172 207H171V209H172ZM178 207V206H177ZM180 207H184L183 205L182 206H180ZM195 207V206H194ZM193 207V208H194ZM224 207V206H223ZM241 207V206H240ZM139 208V207H138ZM140 208H142V206H140ZM148 209H146V213L148 214V213H151V210L153 209V208H149V207H147ZM163 207H162V209H164ZM167 208H166V212H167ZM176 207H174L173 209H175ZM179 208V207H178ZM187 208V207H186ZM186 208H183V209H186ZM191 208V207H190ZM196 208V207H195ZM208 208V207H207ZM255 208H258V207H255ZM254 208V209H255ZM115 209H118V206H117V208H115ZM143 209H145V206H144V208H142V210ZM151 209V210H150ZM155 209V208H154ZM170 209V208H169ZM173 209H172V211H173ZM182 209V208H181ZM216 209V208H215ZM233 209V208H232ZM239 209V208H238ZM243 209V208H242ZM264 209V208H263ZM112 210L113 211H115L113 208L111 209V213H112ZM139 210H141V209H139ZM148 210V211H147ZM149 210H150V212H149ZM201 210V209H200ZM211 210V209H210ZM235 210V209H234ZM261 210V209H260ZM116 211H118V210H116ZM138 211V210H137ZM137 211L135 212V213H137ZM155 211H156V209H155ZM169 211V210H168ZM176 211V210H175ZM189 211V210H188ZM212 211V210H211ZM210 211V212H211ZM233 211V210H231V209H219V210H217V211H214L213 213H210V212H207V213H203L204 215H202L203 216V218L205 217V215H207L208 213H210V214H208V215H210V216H208V217H206V219H204L203 221H201V216H200V213H198V214H196V215H198L199 217H200V220H198V216H196V218H197V220H198V222H197V220H195V219H192L191 217V221H193V220H195V221H193V222H191V221H189V223H186L187 222V220L188 219H190V218H188L187 217V215H185L184 217H183V215H179L180 217H182V218H180V222H179V220H178V222H173L172 224H171V222L170 223H168L167 224V221H165V220H169V217H170V215H171V217H173L172 216V212L170 213V215H169V217H168V219H166L167 218V216L166 215H164V222H163V219H162V221H161V219L160 218H162V217H158L157 219L158 220H156L155 222H157L158 223V221L160 220V222H159V224H154V226H152L153 224H149V227L147 226L146 227V229H150V231H149V233L147 232L148 230H145L146 231V233H144L143 234V232H145V231H143L144 229H142V226H145L146 224H144V225H141V224H139L140 226H138V224H133V222H132V224H131V226H130V228H129V230H128V233H127V237H122V238H119L118 236H116L117 238H116V241H115V250H116V253H124V254H127L128 255V257L130 256H132L131 258L132 259H134L135 261H136V258L138 257V259H139V261H140V259L142 258V260L139 262V263H141L142 261H144V263H145V260H146V256H148L147 258H148V260H146V264H147V261H148V263L149 264H264V222H263V220H264V218H263V220H262V222L260 221L259 222V220L257 221V220H254L255 218H256V216H254V214H256V211H257V209H256V211L255 210H253L252 208H250V209H246V210H241L240 209V212H242V213H239V211H237V214L238 215H236V218L235 219H237V220H235L234 219V217H235V215H233V216H231L230 215V213ZM255 211V212H254ZM264 210H262V212H263ZM159 211H157V213H158ZM164 212V211H163ZM177 212H178V210H177ZM181 212H184L183 210H181ZM192 212V211H191ZM203 212V211H202ZM230 212V213H229ZM236 212V211H235ZM258 212V211H257ZM261 212V213H262ZM132 213V212H131ZM131 213H129V214H131ZM144 213H145V211H144ZM145 213V214H146ZM162 213V212H161ZM168 213V212H167ZM195 213V212H194ZM253 213V214H252ZM133 214V213H132ZM137 214H140V213H137ZM137 214H135V217H136V215ZM144 214V215H145ZM154 214V213H153ZM177 214V213H176ZM175 214V215H176ZM181 214V213H180ZM184 214H187V213H184ZM212 214V215H211ZM233 214H235L234 212H233ZM240 214V215H239ZM119 215V214H118ZM257 215V214H256ZM119 216H121V215H119ZM138 216L139 215H137V217L136 218H138ZM161 216V215H160ZM176 216H178V215H176ZM189 216V215H188ZM118 217V216H117ZM117 217H116V219H117ZM122 217H123V215H122ZM124 217H125V215H124ZM129 217H131V215L129 216L128 215V217L126 216V220L125 221H127L128 219H129ZM133 217V216H132ZM145 217V216H144ZM150 217V216H149ZM187 217V218H186ZM112 218V217H111ZM119 218V217H118ZM121 218V217H120ZM119 218V220H121ZM146 218H148V217H146ZM146 218L144 219L145 221H146ZM179 218V217H178ZM186 218V219H185ZM194 218V217H193ZM202 218V219H203ZM253 218V219H252ZM262 218V217H261ZM124 219V218H123ZM142 219H143V217H142ZM173 219H175V218H173ZM173 219H171V220H173ZM177 219V218H176ZM182 219L185 221H182ZM110 220V219H109ZM112 220H114V218L112 219ZM130 220V219H129ZM128 220V221H129ZM136 220H138V219H136ZM144 220L143 221H140V222H144ZM114 221H116V220H114ZM113 221V222H114ZM121 221H123V220H121ZM131 221H132V219H131ZM138 221V222H139ZM147 221H153L152 219H150L149 218V220H147ZM170 221V220H169ZM176 221V220H175ZM137 222V223H138ZM154 222V221H153ZM152 222V223H153ZM166 222V223H165ZM110 223V222H109ZM149 223V222H148ZM113 224V223H112ZM126 224V223H125ZM124 224V225H125ZM110 225V224H109ZM129 225V224H128ZM157 225V226H156ZM107 226V225H106ZM111 226V225H110ZM109 226V227H110ZM151 226V227H150ZM105 227V224H104V226H103V229H105L104 228ZM109 227H107L108 229H109ZM112 227V226H111ZM113 228V227H112ZM112 228H110V229H112ZM115 228V230H116V227H114ZM113 228V229H114ZM145 228V227H144ZM102 229V228H101ZM123 232L125 231L124 229H126V231H127V228L124 226L123 228ZM107 230V229H106ZM106 230H105V232H106ZM108 231V230H107ZM109 232V231H108ZM122 232V231H121ZM104 233V232H103ZM119 233V232H118ZM126 233V232H125ZM124 233V234H125ZM147 233H148V235H147ZM120 234V233H119ZM123 234V233H122ZM123 234V235H124ZM105 235H106V233H105ZM103 236V235H102ZM113 236V235H112ZM101 238V237H100ZM113 238V237H112ZM115 238V237H114ZM113 238V239H114ZM99 239V238H98ZM100 240V239H99ZM110 242V241H109ZM108 242V243H109ZM113 242V241H112ZM107 243V242H106ZM112 244H114V242L112 243ZM108 246V245H107ZM103 249H105V248H103ZM107 250H109V249H107L106 248V253H108V251ZM114 252V251H113ZM111 253V252H110ZM115 253V252H114ZM106 255H108V254H105L104 255V257H106ZM110 255H113V254H109V256ZM117 256H118V254H117ZM116 256V257H117ZM143 256V257H142ZM144 256H145V259H144ZM134 257V258H133ZM152 257V258H151ZM158 257L160 258V259H158ZM111 258V257H110ZM153 258H155V259H153ZM112 259V258H111ZM117 259V258H116ZM124 259V258H123ZM137 259V260H138ZM151 260V262H150V260ZM153 259V260H152ZM126 261H127V259H125ZM154 260H157V261H154ZM113 261V260H112ZM125 261V262H126ZM129 261H130V259H129ZM106 262V261H105ZM113 262H115V261H113ZM113 262H110L111 264H113ZM131 262V261H130ZM133 262V261H132ZM117 264H118V262H116ZM128 262H126V263H124V264H127ZM143 262H142V264H144ZM106 264V263H105Z\"/></svg>",
	"mask_w": 264,
	"mask_h": 264
}]
</instances>
